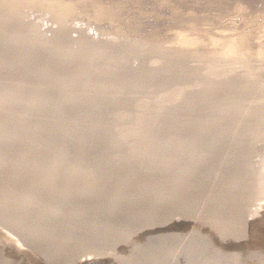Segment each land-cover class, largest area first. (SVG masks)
Masks as SVG:
<instances>
[{
  "label": "bare ground",
  "instance_id": "obj_1",
  "mask_svg": "<svg viewBox=\"0 0 264 264\" xmlns=\"http://www.w3.org/2000/svg\"><path fill=\"white\" fill-rule=\"evenodd\" d=\"M44 1L0 0V224L52 264L182 217L243 237L245 210L264 190L260 66L232 44L200 57L154 38L145 50L74 37L66 0H48L59 25L42 33L22 9ZM78 1L119 22V4ZM182 246L156 236L135 264H176Z\"/></svg>",
  "mask_w": 264,
  "mask_h": 264
},
{
  "label": "rangeland",
  "instance_id": "obj_2",
  "mask_svg": "<svg viewBox=\"0 0 264 264\" xmlns=\"http://www.w3.org/2000/svg\"><path fill=\"white\" fill-rule=\"evenodd\" d=\"M103 1L119 4V22L101 21L95 17L93 9L81 1L66 0L73 4L74 12L65 16L64 23L74 37L83 34L93 42L111 45L126 41L131 48L141 45L145 50L151 48L154 38L165 48L173 50L175 47L174 50L178 52L193 51L200 57L232 44L238 46L241 54L253 66H260L264 73V0ZM50 5L51 2L46 0L38 7H23V20L42 33L55 30L59 24L52 19L53 13L48 8ZM61 8L57 7L54 13L61 14L64 11ZM260 145L264 146V142ZM259 159L262 160V157L256 156L254 159L257 168L263 165ZM252 198V205L245 210L243 237L228 235L223 239L210 226L199 225L202 223L182 217L135 231L128 242L119 243L107 255L74 253L68 261L72 264H133L134 261L135 264L139 248L148 249L152 238L174 236L180 246L185 243L183 245L190 250L182 252L176 264H194V261L195 264H264V190L257 191ZM194 227L200 231L198 234L203 239L188 245L193 239L191 230ZM9 229L0 224V264H52L38 247L28 244L18 232ZM206 237L208 240H205ZM196 249L201 250L200 257L192 259L189 254ZM141 259L145 260L144 257ZM198 259H202V262Z\"/></svg>",
  "mask_w": 264,
  "mask_h": 264
}]
</instances>
